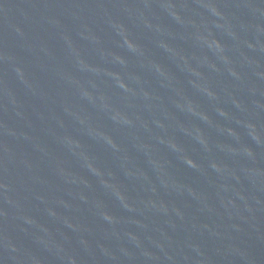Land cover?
Listing matches in <instances>:
<instances>
[{"label": "water", "instance_id": "95a60500", "mask_svg": "<svg viewBox=\"0 0 264 264\" xmlns=\"http://www.w3.org/2000/svg\"><path fill=\"white\" fill-rule=\"evenodd\" d=\"M0 264H264V0H0Z\"/></svg>", "mask_w": 264, "mask_h": 264}]
</instances>
